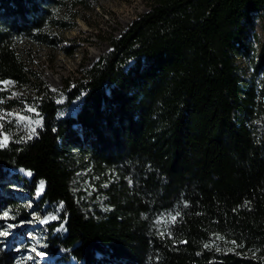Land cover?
Masks as SVG:
<instances>
[{
  "label": "trees",
  "instance_id": "trees-1",
  "mask_svg": "<svg viewBox=\"0 0 264 264\" xmlns=\"http://www.w3.org/2000/svg\"><path fill=\"white\" fill-rule=\"evenodd\" d=\"M73 1L0 0V82L29 86L44 119L34 139L0 149V176L28 170L31 180L12 177L31 195L45 184L37 206H64L67 235L45 228L49 253L78 264H264V0H149L110 52L67 80L66 104L84 103L59 118L58 94L17 46L51 43L44 31L64 25L54 12ZM4 206L28 214L13 199Z\"/></svg>",
  "mask_w": 264,
  "mask_h": 264
},
{
  "label": "rangeland",
  "instance_id": "rangeland-1",
  "mask_svg": "<svg viewBox=\"0 0 264 264\" xmlns=\"http://www.w3.org/2000/svg\"><path fill=\"white\" fill-rule=\"evenodd\" d=\"M148 7L149 0H74L54 12L55 19L64 25L44 31L51 43L20 41L17 49L29 70L35 71L44 86L58 94L59 118L76 116L84 103V97L80 96L66 104L67 80L72 85L76 78L92 69L103 55L111 51L109 39L119 37L137 16L147 12ZM256 31L263 39L260 18L256 21ZM34 98L29 86L22 87L11 79L0 82V142L5 144L0 149L12 142L32 140L42 129L44 119ZM9 99H15L19 104L12 108ZM13 174L32 179L30 171L24 169H10V175L5 179L0 176V205L13 199L24 204L28 214L21 215L20 209L0 208V233H7L0 235V251L8 254L10 264H78L74 257L62 260L61 256L55 255L57 249L55 254L47 250L45 228H52L56 238L67 235L66 223L62 219L64 206H37V200L46 190L45 184H37L34 195H31L30 188L18 183Z\"/></svg>",
  "mask_w": 264,
  "mask_h": 264
},
{
  "label": "snow or ice",
  "instance_id": "snow-or-ice-1",
  "mask_svg": "<svg viewBox=\"0 0 264 264\" xmlns=\"http://www.w3.org/2000/svg\"><path fill=\"white\" fill-rule=\"evenodd\" d=\"M29 111H34V109H29ZM5 144L4 142H0V147H4ZM176 219V217H172V220L174 221ZM0 235H7V233H0Z\"/></svg>",
  "mask_w": 264,
  "mask_h": 264
}]
</instances>
